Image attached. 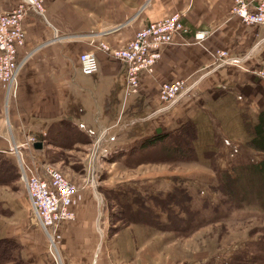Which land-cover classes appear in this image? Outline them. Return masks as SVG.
<instances>
[{"label": "rangeland", "instance_id": "374dc122", "mask_svg": "<svg viewBox=\"0 0 264 264\" xmlns=\"http://www.w3.org/2000/svg\"><path fill=\"white\" fill-rule=\"evenodd\" d=\"M65 1L75 5L91 23L103 21L112 25L125 16L124 7L130 11L137 9V5H133L135 0H122L126 6L118 5V0ZM113 4H117V7H112ZM230 7L229 13L232 14ZM176 12L183 14V22L184 11ZM138 29L123 44L110 45L102 41L118 48L131 39ZM80 33L86 35L91 31L86 29ZM187 35L182 31L175 33L166 45L175 42L176 38L190 43ZM102 41L95 44L96 51L106 56V61L120 80L115 93L117 99L98 106L107 127L98 135V141L85 132H89V129L96 132L99 123L94 120L97 106L92 100L87 102L83 92H78V96L85 101L84 113L70 115V119H66L69 123L58 119L42 127L33 125L25 129L23 126L19 130L15 125L18 124L17 120L0 121V264H64V258L71 248L63 238L72 237L73 234L63 232L60 235L55 230L61 224H71L76 214H81V225L84 224L82 218L87 216L86 228L87 231L92 230L94 243L103 238L96 253L99 261L108 258L107 247L112 244L109 236L118 232L124 244L129 240L125 231L130 230L135 243L121 247V250L115 248L114 253L110 251L111 257L116 252L122 254L123 258L129 255L128 260L134 256L132 262L125 260L124 264H264V205L254 196L247 197L253 191H259L264 197V184L259 180L263 177L252 169H246L247 172L239 177L237 174L245 169L235 170L238 166L249 164L260 166L264 161V152L256 151L248 142H244L235 128L228 133L225 131L224 126L230 125L228 121H231L232 115L227 107H215V111L210 112L213 114L211 122L207 114L194 108L156 111L158 113L152 114V108L170 105L161 100L158 94L162 81L156 86L157 98L144 101L151 106L145 109L150 116L133 127H124L126 132L109 140L108 136L119 128L121 121H125L121 118L122 113H131L126 108L137 97L146 95L141 77L153 73L166 45H162L160 57L155 61L151 73H140L139 85L133 89L125 79L124 63L98 47ZM192 41L202 42L194 38V33ZM87 50H79L76 55ZM97 64V71L84 74L85 79H92L100 72L99 59ZM180 80L186 88L193 84L185 78ZM108 83H112L110 79ZM11 95L13 93L8 94L6 86L0 82V117L7 118L6 108ZM75 116H78L77 123L73 120ZM216 128L222 129L231 141L226 142V139L215 134ZM191 130L195 131V135L187 137L185 132ZM154 133L159 136L156 142L146 138ZM29 136H32L30 140ZM34 142H39L41 148H36ZM184 143L193 147L192 153L187 154L185 159L167 154V147L183 146ZM10 163L13 167L5 171ZM20 164L26 167V172L37 171L50 164L73 184V219L62 221L56 229L49 230H44L37 223L21 177ZM225 171L232 178H240L237 186L242 189L240 193L245 199L238 204L223 191ZM139 204L147 206L148 210ZM133 211H136L134 218L131 217ZM97 215L96 231L94 219ZM99 228L103 232L102 238L97 233ZM137 242L139 246H136ZM129 248L135 254L128 253Z\"/></svg>", "mask_w": 264, "mask_h": 264}, {"label": "crops", "instance_id": "0c3cea01", "mask_svg": "<svg viewBox=\"0 0 264 264\" xmlns=\"http://www.w3.org/2000/svg\"><path fill=\"white\" fill-rule=\"evenodd\" d=\"M16 2L17 0H0V12L12 9L17 5ZM231 2L232 0H135L133 5H137V9L130 11L124 7L123 19L112 25L103 21L88 22L84 13L65 0H47L44 17L27 10L22 24L24 41L17 48L18 69L14 78L16 87L14 94L9 97L7 118L0 117V121L17 120L16 129L20 130L23 126L29 129L33 125L42 127L58 119H70V115L84 113L85 101L78 96V92H83L87 96V102L92 100L97 106L94 120L99 123V130L96 132L90 129L85 132L98 141L100 132L107 129L102 119L103 112L98 106L117 99L115 93L120 79H117L111 64L106 61V56L96 51L95 44L102 40L110 45L123 44L135 29L150 20L183 10L184 26L190 30L187 38L190 43L176 38L175 42L162 48V56L153 73L141 77L146 95L137 97L126 108L131 113H122L121 118L125 121H121L119 128L108 136L109 140L126 132L124 127H133L150 116L145 113V109H150L151 106L144 101L157 98L155 93L159 81L185 78L188 83L193 84L182 96L173 104L152 108L154 112H149L155 114L158 113L156 111L194 108L207 114L211 122L213 114L210 112H214L215 107H227L232 115L231 121H228L230 125L224 126L225 131L228 133L235 128L244 142H248L250 129L257 123L259 113L264 110V79L254 74V70L264 62V23L257 26L243 24L237 16L229 13ZM117 4L126 6L122 0H118ZM117 4L112 7H117ZM86 29L91 33L79 35L81 30ZM197 30H207L209 34L202 42L195 43L192 41L193 33ZM87 49L95 50L101 64L100 72L92 79L83 77L77 61L78 54L76 55L79 50ZM216 49L227 51L228 57L238 58L237 63L221 62L220 58L214 56ZM109 79L111 84H107ZM99 88L102 90L99 91ZM71 108L73 113L70 112ZM2 110L3 113L4 107ZM77 118L78 116L73 118L76 123ZM216 133L226 139V142L231 141L222 129L216 128ZM80 215L76 214L71 224H61L59 228H55L60 235L63 232L73 234L72 237L63 238L71 248L64 258V264H124L125 260L132 262L134 256H130L128 260L129 255L123 258L118 252L111 257L115 248L121 250V247L135 243L132 231H125L129 240L124 244L120 240L121 234H111L109 239L112 244L107 247L108 258L99 261L96 253L102 245L103 232L99 228L97 233L102 239L94 243L92 230L87 231L86 228L87 216L82 218L84 224L81 225ZM98 217L97 215L94 219L96 231ZM139 245L137 242L136 246ZM128 250V253L135 254L132 249Z\"/></svg>", "mask_w": 264, "mask_h": 264}, {"label": "built area", "instance_id": "2783aa9c", "mask_svg": "<svg viewBox=\"0 0 264 264\" xmlns=\"http://www.w3.org/2000/svg\"><path fill=\"white\" fill-rule=\"evenodd\" d=\"M46 0H17V5L7 12H0V82L6 86L7 93L14 94L15 74L18 69L17 48L23 44V17L27 10L44 17ZM230 12L239 17L242 23L257 26L264 23V0H233ZM183 14L172 12L164 18L150 21L147 26L136 30L134 36L118 48L110 47L102 41L98 47L120 59L125 65V79L129 87L136 89L140 81V73L151 71L155 61L160 57L162 45L171 42L175 33L189 34L182 22ZM209 32L197 30L194 38L203 40ZM215 55L225 63L236 64L238 58L227 55V51L217 49ZM77 61L83 74H91L98 69L94 51L81 52ZM254 74L264 79V65L254 70ZM180 79L162 81L158 94L161 100L173 104L186 87ZM32 136H29V140ZM34 140V139H33ZM25 189L32 208L33 217L45 230L55 228L62 221L74 218L72 197L75 192L73 184L50 164L43 169L29 170L20 164Z\"/></svg>", "mask_w": 264, "mask_h": 264}, {"label": "trees", "instance_id": "16d2710c", "mask_svg": "<svg viewBox=\"0 0 264 264\" xmlns=\"http://www.w3.org/2000/svg\"><path fill=\"white\" fill-rule=\"evenodd\" d=\"M66 123H69L66 119L62 120ZM257 123L255 125H253L251 127V135L249 137V141H248V144L256 151H260V152H264V110L262 112L259 113L258 117H257ZM195 127V126H194ZM196 129V127H195ZM187 137L188 136H194L195 135V131L191 130V131H186L185 132ZM194 134V135H192ZM167 136V135H166ZM159 137L158 136V133H154L152 136H148L146 138H150L151 141H154L156 142V138ZM164 138V137H163ZM191 147V148H190ZM188 146L187 144H183V146H178V145H175V146H169L167 147V154L170 155L171 157L173 158H177V159H185V157H187V154H191L192 151H193V147L192 146ZM11 167H13V164L10 163L8 164L6 167H5V171L9 170ZM240 169H245V170H241L237 175L239 177L243 176L245 174L246 169L249 170V169H252L254 171H256L257 173H261L262 175V179H259L263 184H264V161H262L261 165L258 166L256 164H249V165H246V166H238L237 171H239ZM224 174V177H223V183H222V187H223V191L224 193L226 194L227 197H229L230 199H232L233 201H236V203H240L239 201L240 200H243L245 199L244 196H242V194L240 193V191H242V189H239L238 186H237V181H239V177L238 176H235V177H231L229 173H227L226 171L223 172ZM244 182V181H243ZM247 194V193H246ZM245 194V196H246ZM248 196L247 197H250V196H254L256 198H258V200L260 199L261 204L264 205V197L262 196V194H260L259 191H253V193L251 194H247ZM141 207L145 208L146 210H148V207L147 206H143L141 204H139ZM150 208V207H149ZM133 214L135 215L136 214V211H133L132 212V218H134L135 216H133ZM137 216V215H136ZM137 219V218H136ZM137 221H139L137 219Z\"/></svg>", "mask_w": 264, "mask_h": 264}, {"label": "water", "instance_id": "95a60500", "mask_svg": "<svg viewBox=\"0 0 264 264\" xmlns=\"http://www.w3.org/2000/svg\"><path fill=\"white\" fill-rule=\"evenodd\" d=\"M33 145L36 147V148H41V145L39 142H34Z\"/></svg>", "mask_w": 264, "mask_h": 264}]
</instances>
